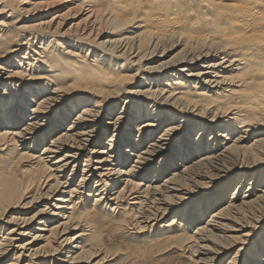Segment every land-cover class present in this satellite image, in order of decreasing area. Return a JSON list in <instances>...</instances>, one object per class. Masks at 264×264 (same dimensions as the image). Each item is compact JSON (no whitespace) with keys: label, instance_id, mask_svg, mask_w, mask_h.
Segmentation results:
<instances>
[{"label":"bare ground","instance_id":"6f19581e","mask_svg":"<svg viewBox=\"0 0 264 264\" xmlns=\"http://www.w3.org/2000/svg\"><path fill=\"white\" fill-rule=\"evenodd\" d=\"M61 2L0 0V262L16 251L7 264H105L70 235L77 217L93 218L79 204L95 193L96 208L133 196L142 227L175 213L164 242L198 264L240 244L227 264H264V173L241 195L264 162V0ZM158 56L169 57L148 64ZM237 173L228 201L232 185L191 207L192 186ZM35 188L57 196L54 209L12 214L37 201Z\"/></svg>","mask_w":264,"mask_h":264},{"label":"rangeland","instance_id":"374dc122","mask_svg":"<svg viewBox=\"0 0 264 264\" xmlns=\"http://www.w3.org/2000/svg\"><path fill=\"white\" fill-rule=\"evenodd\" d=\"M41 1L42 3L44 2V5L46 4V6H50V8L51 7L57 8L58 7L57 4H59L62 0H41ZM74 15L75 14H71L69 15V17L74 16ZM63 33L60 35L64 36ZM61 42H64L62 37H61ZM177 51L178 50H176L172 54H175ZM100 55L102 56L103 54L100 53ZM168 57L164 58V57L158 56V57H154V59L148 60L147 62H149L148 63L149 65H156L161 61H166ZM183 65L184 64H180L179 67H182ZM184 67L187 68V66H184ZM3 92H4V87H1L0 94H2ZM29 97L27 98L28 101H29ZM122 105H123V101L119 102L118 108L121 107ZM78 111L79 109H76L75 112L72 113L73 118H75V116L77 115L76 113ZM126 112L127 111H125V113ZM125 113L124 115L126 116V118L124 120H127L128 114H125ZM108 116L109 115L106 114L105 117L102 119V121L104 122L108 121L107 119H105L106 117L108 118ZM71 120L73 119L71 118L70 120H68L62 127L66 128L70 124ZM192 122L194 121L192 120ZM125 126H128L127 123H125ZM163 128L164 126L158 130L157 134H159ZM190 130L191 129L189 126L186 132L189 133ZM198 132L199 131L192 133L191 138L193 139L194 137H196ZM212 134L213 133L210 132V133H206V135L204 136V138L206 139L204 140V142L206 141V144ZM257 134H260V133L258 131L249 132V134L246 135L247 136L246 140L248 141V142L246 141V143L247 144L251 143L253 141V138H255ZM185 135L187 136V133ZM210 143L213 145L214 140H212ZM175 150H177V148H175ZM37 151L38 152L42 151L41 147L38 148ZM86 155H87V152L84 153V155L80 157V160H79L80 164L84 162ZM197 155L198 154H196V157ZM157 162L159 164V161ZM129 166L130 165H128L127 167ZM72 168L73 167H70L68 169L67 176H69V174L72 172L71 171ZM244 169L238 172L244 173L245 172ZM256 169L255 171H252V170L249 171L252 174L248 172V176L245 178V181L242 184L241 195L249 187V182L252 180L254 176L253 174L261 175L262 173H264V162L261 163L260 166L256 167ZM253 170H254V167H253ZM240 173L232 175L233 177L231 176L232 178L227 179L226 181L216 177L215 179L203 180L198 185L192 186V190L194 191L191 192V194L188 195L187 197L191 198L192 196H195L194 199H196V201L195 203L191 205V207H194L197 205L199 206L201 203H204V202H205V205H207V201L210 198L214 197L215 194L220 192L222 188L229 187L232 185V187L230 188V191H228V195L226 199L224 200L225 202L228 201L230 197L233 195V192H234L233 190L234 188H236V184L240 182L243 177L242 175H240ZM166 175H163V178ZM80 178H81L80 174L75 175L74 183H73L74 185L72 187L76 186L79 183ZM37 189L38 188L32 189L30 192L31 194L29 193L30 196H33V194L36 192L37 194L36 197H38L39 196L38 194L43 192L41 188H39L38 191H36ZM111 191L112 190H110V192ZM91 194L92 195L90 197L83 195V197L80 199L81 203L79 205L80 207L85 206L86 208H88V210L90 209V212H91L90 215L93 218L88 220L87 217H77L75 223L78 226L76 229H72V230L70 229L71 230L70 235L73 236V235H76L77 233L83 234L81 237L82 245L85 247L93 246V249L98 250L97 254H102V256L106 255L105 264H198L195 261V258H196L195 253L193 255L189 251L181 250L179 249L178 245H176L177 247L171 248V246L173 245L167 242H164L165 235L159 229H161V225L163 223H166L170 218H172V216H174L175 213L170 212L169 214L165 216V218H163L158 223L153 224L152 222L148 226L142 227V225H139V223H136L138 221L137 220L138 217L135 215V213L137 212V209H135L136 207L132 203L133 201H135L134 199H132L133 196H129V198H125L123 201H119V204H116L115 203L116 201H110L112 205L111 204L106 205L105 203H102V204L97 205L98 207L96 208L92 206V203L94 202L93 198H94L95 193H91ZM107 196L111 197V193L107 194ZM237 196L238 195L236 194V197ZM56 197H54V199L51 200L50 202L48 201L49 199H43L44 198L43 196L38 197L37 201L32 203L30 206H27V207L23 206L22 208L16 209L13 211L12 214H14L15 212L16 213L15 215H19V216L21 215L26 218H31L39 210L45 209L44 212L50 213L51 210L54 209L53 204H55ZM113 197H115V195H113L112 198ZM78 198L79 196L75 197V200H77ZM28 201H31V198H27L25 202H28ZM93 208L96 210V212L93 210ZM111 208H113V210H111ZM187 208H190V207L185 206L183 212H185ZM215 209L216 207H214V209L212 210H215ZM259 215H262L263 217L264 213H260ZM9 217L11 216L4 217V220L9 219ZM257 219H260V221L264 220L263 218H260V216L257 217ZM255 221L256 220L251 219L250 226H254L253 223L255 224L257 222ZM258 225H262V224L259 223ZM193 226L195 227V225ZM245 230L246 231L242 233H248L250 231V228L248 227ZM260 233L264 234V230H260ZM95 237L97 239V242L93 243V239ZM257 238H259V236L255 234L253 238L254 241L257 240ZM258 243L259 241H256L255 244H258ZM89 244H93V245H89ZM242 246L243 245L240 244L238 247L231 249L232 251L229 252L228 255L221 257L214 264H227L228 258L232 254L237 252ZM118 248H120V250H118ZM251 249H255V248L253 247ZM247 251H249L248 248L247 250L245 249L242 253L239 254V257H238L240 259L239 261H241L243 255L246 254ZM15 254L19 255L20 253H16V251H10V253L7 254V257L2 262H0V264H7L13 261V257L15 256ZM102 256L95 257L94 262H96L97 259H100ZM245 256H247V254ZM23 257H25V255ZM23 257H22V260H23ZM24 263L25 261L24 262L22 261V264ZM101 264H104V263H101Z\"/></svg>","mask_w":264,"mask_h":264}]
</instances>
